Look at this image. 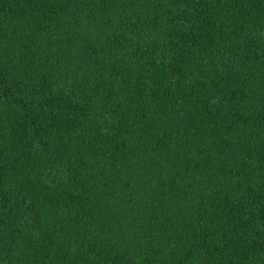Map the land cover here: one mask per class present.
Segmentation results:
<instances>
[{
    "label": "trees",
    "instance_id": "trees-1",
    "mask_svg": "<svg viewBox=\"0 0 264 264\" xmlns=\"http://www.w3.org/2000/svg\"><path fill=\"white\" fill-rule=\"evenodd\" d=\"M0 264H264V0H0Z\"/></svg>",
    "mask_w": 264,
    "mask_h": 264
}]
</instances>
